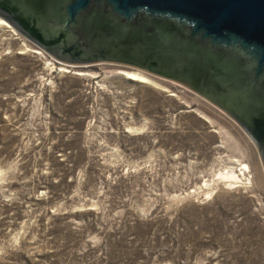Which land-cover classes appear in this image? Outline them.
Listing matches in <instances>:
<instances>
[{
    "label": "rangeland",
    "instance_id": "374dc122",
    "mask_svg": "<svg viewBox=\"0 0 264 264\" xmlns=\"http://www.w3.org/2000/svg\"><path fill=\"white\" fill-rule=\"evenodd\" d=\"M0 264H264L258 148L173 80L0 24Z\"/></svg>",
    "mask_w": 264,
    "mask_h": 264
},
{
    "label": "water",
    "instance_id": "95a60500",
    "mask_svg": "<svg viewBox=\"0 0 264 264\" xmlns=\"http://www.w3.org/2000/svg\"><path fill=\"white\" fill-rule=\"evenodd\" d=\"M0 18L67 65L191 89L249 135L264 167V0H0Z\"/></svg>",
    "mask_w": 264,
    "mask_h": 264
},
{
    "label": "bare ground",
    "instance_id": "6f19581e",
    "mask_svg": "<svg viewBox=\"0 0 264 264\" xmlns=\"http://www.w3.org/2000/svg\"><path fill=\"white\" fill-rule=\"evenodd\" d=\"M0 24H3V25H7L9 26V23L6 22L4 19L0 18ZM39 53V51H38ZM128 78H131V79H134V80H138V81H141V82H149V78L145 75H143L142 73L140 72H137V71H122ZM249 169L248 165L247 164H243L239 170H242L241 173H243L244 171H247ZM219 175H224L225 177H229V178H234L235 177V173L232 172V173H227V174H222L220 173Z\"/></svg>",
    "mask_w": 264,
    "mask_h": 264
}]
</instances>
